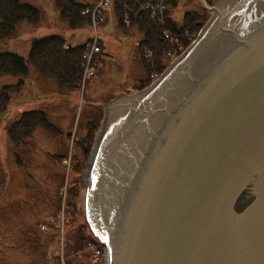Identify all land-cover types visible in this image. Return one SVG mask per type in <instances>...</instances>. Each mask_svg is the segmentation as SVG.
Here are the masks:
<instances>
[{
	"label": "water",
	"instance_id": "obj_1",
	"mask_svg": "<svg viewBox=\"0 0 264 264\" xmlns=\"http://www.w3.org/2000/svg\"><path fill=\"white\" fill-rule=\"evenodd\" d=\"M200 1L211 17L194 44L104 108L82 184L104 264H264V0ZM231 1L244 22L224 13Z\"/></svg>",
	"mask_w": 264,
	"mask_h": 264
},
{
	"label": "rangeland",
	"instance_id": "obj_2",
	"mask_svg": "<svg viewBox=\"0 0 264 264\" xmlns=\"http://www.w3.org/2000/svg\"><path fill=\"white\" fill-rule=\"evenodd\" d=\"M73 1L84 5L90 17L91 11L96 15L72 27L55 0H18L36 10V19H23L5 38H0V54H15L27 61L33 42L40 37L59 35L63 39L57 47L66 51L65 44L73 47L85 40L90 26L98 36L93 55L79 62L80 69L89 73L85 78L80 76L75 92H58L52 74L40 72L28 61L21 86H12L17 77L0 73V90H7V95H0V264H87L83 244L88 229L82 208L87 161L80 143H86L87 131L99 120L103 106L106 108L118 95L127 96V90L139 91L151 83L146 79L140 87L147 78L140 59L149 66L161 63L168 53L178 58L194 34V28L184 27L190 18L187 14L198 12L197 25H204L211 17L200 0H166L164 3L171 7L167 17L151 6L148 11L157 16H145L151 24L148 33L151 36L153 31H159V40L163 37L162 50L156 54L153 48L152 52L145 48L146 44L157 49L155 37H145L136 20L143 12L130 18L126 12L118 14L113 0L109 9L108 0ZM207 1L204 4L209 8L213 0ZM133 2L145 11L159 0ZM197 30L198 27L196 37ZM180 50L179 55L174 52ZM156 72L150 69L148 76ZM35 112L44 114L43 123L38 122L31 130L18 124L21 117L29 121V114ZM35 118L34 115L33 122H28L30 127L37 122ZM10 130L13 135H8ZM23 133L25 137H21ZM90 139L89 136V146ZM42 225L45 226L40 229Z\"/></svg>",
	"mask_w": 264,
	"mask_h": 264
},
{
	"label": "trees",
	"instance_id": "obj_3",
	"mask_svg": "<svg viewBox=\"0 0 264 264\" xmlns=\"http://www.w3.org/2000/svg\"><path fill=\"white\" fill-rule=\"evenodd\" d=\"M56 6L60 11L61 15L66 19L68 24L72 27H77L78 24L82 25L85 23V18L82 16V4H76L73 0H55ZM139 3L133 2V0H113V6L116 5L118 10V14L121 15L124 12L128 14L131 18L134 14L140 12V5ZM166 4V3H165ZM175 6V4H171ZM168 6V4H166ZM170 6H168V10L166 13V17L169 15ZM36 10L29 5H24L18 2V0H0V38H5L6 34L10 33L12 29L16 26L17 23L26 19L27 21H34L36 19ZM144 15V17L142 16ZM144 13L138 14L137 16V23L139 24L140 31L143 35L147 38L155 37L157 49H154L152 46H147L145 44V48L156 52L159 54L162 50V45L160 41H162L163 37H160L159 40V31H153V34L150 36L148 33L151 24L148 19L145 17ZM190 16L188 20H186V25L184 26L185 29L194 28L193 32L195 33V28L198 27L197 33L202 28L203 25L195 24L198 18V12H191L187 14ZM144 25L142 27L141 25ZM197 25V26H196ZM80 29V28H77ZM85 40H80V43L76 46H70L66 44V51H62L57 47V45H62V39L59 35L50 36L48 38L42 39V37L35 40L31 46L30 52L28 54L27 61L37 67V69L42 71H48V73L52 74L54 81L56 82L57 87L59 88L58 92L66 93V92H75L80 83V76H81V69H80V55L82 56V50L84 49V42L89 39V32L88 35L85 36ZM141 54V53H140ZM27 61L23 60L22 57L15 55V54H0V73L7 74V76L17 77V83L12 85L14 88L22 85V80L25 77L26 68H27ZM140 63L142 66V70L146 73V77L150 69L146 66L142 60L140 59ZM144 64V65H143ZM168 62L165 60H161V63L156 64L155 71L161 72L164 70L165 65ZM157 73V72H156ZM0 95L6 94L7 90L2 88ZM6 97V102L8 100V96ZM37 114H29V121L26 118L20 119L19 123L25 127V130L33 129L38 122L43 123L45 121L44 114L40 112H35ZM24 115V114H23ZM22 115V116H23ZM36 116L35 120L36 123H33V127H30L31 118ZM34 120V121H35ZM29 122V123H28ZM33 121H31L32 123ZM49 127H52L49 125ZM8 135H13L11 130L9 131ZM93 133L91 134L92 138ZM25 137V133L21 134V137ZM91 140V139H90ZM79 228V226H77ZM81 230V228H80ZM82 236V235H81ZM80 243V239H79Z\"/></svg>",
	"mask_w": 264,
	"mask_h": 264
},
{
	"label": "bare ground",
	"instance_id": "obj_4",
	"mask_svg": "<svg viewBox=\"0 0 264 264\" xmlns=\"http://www.w3.org/2000/svg\"><path fill=\"white\" fill-rule=\"evenodd\" d=\"M236 7H237V3H236V1H231L229 4H227V6L225 7V9H224V13L225 12H227L228 14H230V16H231V13L232 14H235L234 13V10L236 9ZM262 9H264V4H263V6H262ZM83 12H84V10H83ZM243 14H244V12H243V10L241 11V15L243 16ZM241 15H238V16H236V14H235V17L234 18H232V19H229V21L230 22H233V23H235V20H240V23L241 22H244V18H242V16ZM240 23H238V25L240 24ZM98 38V36H96V35H94V34H92V33H90L89 32V39L86 41V42H84L85 44H84V48L86 47V48H88L87 49V51L86 50H84L83 52H82V56L84 55V54H88L89 52H90V45H92L93 44V46L95 45V43H94V41H95V39H97ZM90 42H92V43H90ZM211 43H214L215 44V47L217 48V50H222V48L224 47V46H226V44L228 43V42H225V41H218V42H215V41H210L208 44H207V46L205 47V49H207V50H210L211 48H210V44ZM87 45H89V46H87ZM221 48H220V47ZM223 51V50H222ZM223 53H224V51H223ZM219 56H220V52H215L214 54H213V57L210 59V62L211 61H213V60H215V59H217V58H219ZM82 58V57H81ZM179 82H181V84H171L169 87H168V89L169 90H176V93H175V95H173V96H177L178 94L179 95H181V94H183L184 93V91L186 90V88L188 89V87H189V82H190V80L189 79H187V80H182V78L181 79H179L178 80ZM171 92H173V91H171ZM171 92H167V93H165V96L166 97H168L170 94H171ZM156 120V118L154 117V118H150L149 119V121L150 122H154ZM145 139H140V138H136V139H134V141L136 142V145L139 147V146H141V144H142V142L144 141ZM136 147V146H135ZM109 171V170H108ZM111 174L113 175V176H115L116 178H119V177H121V175H122V173H121V171H120V167H117L116 169H111ZM100 177H101V173H98L96 176H95V178H94V183L95 184H97L96 186H98L100 189H106V187L109 185V174H108V172L106 173L105 172V174L101 177V179H100ZM107 211V210H106Z\"/></svg>",
	"mask_w": 264,
	"mask_h": 264
},
{
	"label": "built area",
	"instance_id": "obj_5",
	"mask_svg": "<svg viewBox=\"0 0 264 264\" xmlns=\"http://www.w3.org/2000/svg\"><path fill=\"white\" fill-rule=\"evenodd\" d=\"M109 2H110V0H108ZM108 6V5H107ZM106 6V7H107ZM151 6H153L154 7V9L157 11V13H163L164 11H165V8H164V6H163V4L161 3V1H159L157 4H155V5H149V6H147V7H145V13H147L150 17H156L157 15H155V14H153V13H150L149 11H148V9L151 7ZM95 7V6H94ZM96 8V7H95ZM160 9H162V11H160ZM84 13L85 14H90V11L89 10H85L84 11ZM91 13H92V17L91 18H93L94 17V15H96V13L94 12V11H91ZM93 44L92 45H90V52L88 53V54H84L83 56H82V58H83V60L84 61H86V59L89 57V55L90 56H92L93 55ZM87 73H89V71H87V70H84L83 71V78H85V76H86V74ZM91 250H92V258H93V260L94 261H96L97 259H98V257H99V252L97 251V250H95L94 249V247H91Z\"/></svg>",
	"mask_w": 264,
	"mask_h": 264
},
{
	"label": "flooded vegetation",
	"instance_id": "obj_6",
	"mask_svg": "<svg viewBox=\"0 0 264 264\" xmlns=\"http://www.w3.org/2000/svg\"><path fill=\"white\" fill-rule=\"evenodd\" d=\"M97 131H95L94 135L91 138V143L89 146V142L86 143L82 148H83V155L86 157V160L90 159L92 154H93V149H94V143H95V134Z\"/></svg>",
	"mask_w": 264,
	"mask_h": 264
},
{
	"label": "crops",
	"instance_id": "obj_7",
	"mask_svg": "<svg viewBox=\"0 0 264 264\" xmlns=\"http://www.w3.org/2000/svg\"><path fill=\"white\" fill-rule=\"evenodd\" d=\"M88 234V233H87Z\"/></svg>",
	"mask_w": 264,
	"mask_h": 264
}]
</instances>
